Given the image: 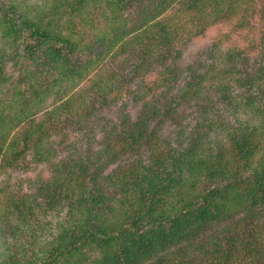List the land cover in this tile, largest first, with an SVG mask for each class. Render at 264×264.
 I'll list each match as a JSON object with an SVG mask.
<instances>
[{"label": "trees", "instance_id": "16d2710c", "mask_svg": "<svg viewBox=\"0 0 264 264\" xmlns=\"http://www.w3.org/2000/svg\"><path fill=\"white\" fill-rule=\"evenodd\" d=\"M0 264H264V0H0Z\"/></svg>", "mask_w": 264, "mask_h": 264}, {"label": "rangeland", "instance_id": "374dc122", "mask_svg": "<svg viewBox=\"0 0 264 264\" xmlns=\"http://www.w3.org/2000/svg\"><path fill=\"white\" fill-rule=\"evenodd\" d=\"M4 1H6V0H4Z\"/></svg>", "mask_w": 264, "mask_h": 264}]
</instances>
